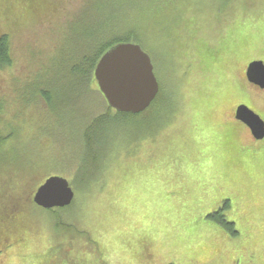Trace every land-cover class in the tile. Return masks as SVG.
<instances>
[{
    "label": "rangeland",
    "instance_id": "rangeland-1",
    "mask_svg": "<svg viewBox=\"0 0 264 264\" xmlns=\"http://www.w3.org/2000/svg\"><path fill=\"white\" fill-rule=\"evenodd\" d=\"M30 4L13 23L0 19L11 56L0 70V211H18L24 180L41 179L24 172L40 165L58 169L52 174L68 182L74 209L59 214L71 231L31 210L41 232L23 252L0 228V264H142L158 253L155 244L164 258L154 264H264V138L255 140L232 118L246 106L264 122V90L243 78L249 63L264 64V0H184L168 7L181 12L169 35L148 25L161 14H135L131 22L146 29L140 46L159 101L146 117L104 123L106 133L91 142L100 157L89 159L83 125L107 110L99 98L93 110L85 98L72 102L63 58L73 46L84 55L75 34L102 33L103 41L116 35L107 18L114 0ZM41 81L54 86L50 108L36 95ZM77 170L90 175L85 180ZM35 190L29 186L25 196ZM217 208L237 236L205 218Z\"/></svg>",
    "mask_w": 264,
    "mask_h": 264
},
{
    "label": "trees",
    "instance_id": "trees-1",
    "mask_svg": "<svg viewBox=\"0 0 264 264\" xmlns=\"http://www.w3.org/2000/svg\"><path fill=\"white\" fill-rule=\"evenodd\" d=\"M31 1L12 0V2H5V1L2 2L0 4V19L1 16H7L5 20V24L13 23L14 20H12L11 16H13L15 20H18L19 15L22 14L21 11L24 9V7L31 8V4H30ZM99 1H106V0H99ZM115 1L116 0H114L116 9L112 11H108L107 18L110 19L109 31L115 32L116 35L112 36L111 39L103 41L100 38H98L99 36L102 35V33H98V35L96 34L92 38H84V37L78 38L75 34V44H80L81 42L83 43L84 46L82 47H83L84 55L79 54L76 51L77 48H74L75 46H73L71 54L68 57L64 56L63 58V61L65 60L66 62L62 70V75H65L64 91L65 92L71 91L72 102H78L80 99H84V98L85 100L86 99L88 100L89 97L90 100L88 101L86 100V103L93 110L94 106L92 105L93 104L92 99L99 98L100 100H102L101 103L105 106L107 110V112L102 113L96 117H92L91 119L88 118L87 123L83 125L84 128L82 131V138L87 148L88 159L90 157H100L99 150L95 147L94 144H91V142L92 141L94 142L95 138L101 133H106L104 130V123H106L107 121L109 122L115 121L116 118L122 121L129 122L131 118L133 119L138 118L139 116L142 115L146 117L154 109L153 104L155 105V103L159 101V94H158L157 98L151 104V106L144 112L137 115L116 113L113 110L109 109L102 95L98 91L97 84L93 76V72L98 60L104 54L105 51H107L109 48H111L112 46L118 43H135L140 45L141 41L147 39L146 34L143 32L146 29L144 27H138L136 24L131 22L133 21L132 18L134 19L135 14H139V18H142V20H144L146 16L144 14H149L151 20L156 19L158 16H160L158 14H161L162 16L161 19L153 20L151 21L152 23H148V25H150V27L152 26V24L155 26V33H154L155 35H158L161 32L167 33L169 35V32H171V30L173 29V25L175 26L179 24L178 20L181 12L174 10L170 11L168 7H177L184 3V0H146V2H144V0H117L121 4V6L117 8ZM33 4H32V8H33ZM155 9H162L160 12H157L156 17L154 14ZM102 15L105 16V11L102 13ZM123 32H125L123 35H119V33H123ZM68 40H73V38ZM10 65H11V56H10V47L7 39V34L0 33V70L7 68ZM53 87L54 86L51 85L50 83L42 82V81L37 84L36 95L38 97H41V99H43L44 103L49 108H50V94H51L50 90ZM110 115H112L113 117H111ZM78 118H80V121L83 122L82 119H85L86 117L80 116ZM2 140L4 139H2L0 136V142ZM90 144L91 146L88 147V145ZM48 164L50 165V163ZM55 170H58L55 168V166H46L43 168L40 165L39 169L32 168L29 171L24 172V173H29L32 176L35 174H38V176L41 175V179L37 180L38 178H36V181H32V178L31 179L28 178L24 180V188H22V190L24 189V196L20 197L22 201L18 205L17 212L3 214L0 211V228H2L6 234H9L13 237L12 246H14L15 249H18L17 252H23L26 249L25 248L26 243L34 235L36 236H34L33 238H37V236L39 235V234L37 235L36 233L37 230L39 231V233L41 232V227H39L36 224V222L32 220L30 217L31 210L35 209L40 212H44L46 215L52 217V219L53 218L57 219L58 220L57 223H54L55 228L60 227L68 231L71 228L69 224H63L60 221L61 219L59 218V214L60 212H66L68 214L73 212L74 202L73 204H70L68 207H64L61 209L56 208L51 210H44L34 205V203L32 202L33 195L31 193H29V196H25V193L27 192L29 186H31V190L32 189L35 190V188L41 185L46 178L53 175L52 173H54ZM75 172L80 174L81 176L86 174L85 180L87 176L89 177L90 175L88 173H84L83 171L80 172L77 170ZM84 182L81 184L80 187L79 186L80 181L79 182L72 181L74 185L78 184L79 186L78 189L80 190L81 189L85 190V187H82ZM225 207H228V205L225 204ZM205 218L214 222L215 224H218L231 237L235 236L236 232L233 227L234 224L225 220L221 209L217 208L215 211L208 213V215L206 214ZM20 239L21 240L23 239L24 243L20 244V242H18ZM1 247H2V241L0 240V248ZM154 247L156 249V252L158 253L151 255L149 259L145 258L142 264H154V262L156 261L154 257L162 256V258H164V254L160 253V250L158 249L156 244ZM0 263H1V259H0ZM227 263L230 264V262Z\"/></svg>",
    "mask_w": 264,
    "mask_h": 264
},
{
    "label": "water",
    "instance_id": "water-1",
    "mask_svg": "<svg viewBox=\"0 0 264 264\" xmlns=\"http://www.w3.org/2000/svg\"><path fill=\"white\" fill-rule=\"evenodd\" d=\"M245 75L249 83L264 90L261 61L249 63ZM93 76L107 106L117 113H142L159 92L150 57L135 43H118L105 51ZM235 119L249 129L255 140L264 138V122L246 106L237 107ZM73 198L68 182L51 176L35 190L32 202L41 209L51 210L69 206Z\"/></svg>",
    "mask_w": 264,
    "mask_h": 264
},
{
    "label": "flooded vegetation",
    "instance_id": "flooded-vegetation-1",
    "mask_svg": "<svg viewBox=\"0 0 264 264\" xmlns=\"http://www.w3.org/2000/svg\"><path fill=\"white\" fill-rule=\"evenodd\" d=\"M245 72H246V68H245V70H244V75H243V78H244V80L246 81V78H245ZM247 82V81H246ZM247 84H248V86L249 87H251V88H253V89H255L256 90V88L257 89H259L258 87H256V86H254V85H252V84H249L248 82H247ZM235 111H236V108L234 109V111H233V119L235 118Z\"/></svg>",
    "mask_w": 264,
    "mask_h": 264
},
{
    "label": "crops",
    "instance_id": "crops-1",
    "mask_svg": "<svg viewBox=\"0 0 264 264\" xmlns=\"http://www.w3.org/2000/svg\"><path fill=\"white\" fill-rule=\"evenodd\" d=\"M208 213H211V211H208ZM208 213H207V215H208ZM204 216H206V214L204 215ZM230 236V235H229ZM235 236H237V233L235 234ZM234 236V237H235ZM231 237V236H230ZM244 237V236H243ZM230 264H232V261L230 262Z\"/></svg>",
    "mask_w": 264,
    "mask_h": 264
}]
</instances>
